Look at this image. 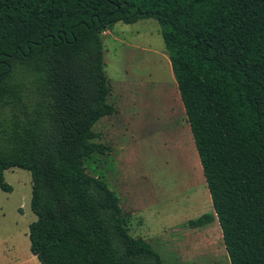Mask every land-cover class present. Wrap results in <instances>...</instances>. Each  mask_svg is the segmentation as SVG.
Segmentation results:
<instances>
[{"label": "trees", "instance_id": "16d2710c", "mask_svg": "<svg viewBox=\"0 0 264 264\" xmlns=\"http://www.w3.org/2000/svg\"><path fill=\"white\" fill-rule=\"evenodd\" d=\"M154 19L231 264H264V0H0V189L32 176L41 264H163L129 234L120 197L88 164L114 115L102 34Z\"/></svg>", "mask_w": 264, "mask_h": 264}, {"label": "rangeland", "instance_id": "374dc122", "mask_svg": "<svg viewBox=\"0 0 264 264\" xmlns=\"http://www.w3.org/2000/svg\"><path fill=\"white\" fill-rule=\"evenodd\" d=\"M102 42L108 102L117 112L94 125L97 142L110 149L88 172L117 193L129 234L146 240L163 264H231L217 220L182 226L214 211L159 23H118ZM5 178L13 191L0 189V264H41L29 240L31 173L13 168Z\"/></svg>", "mask_w": 264, "mask_h": 264}, {"label": "crops", "instance_id": "0c3cea01", "mask_svg": "<svg viewBox=\"0 0 264 264\" xmlns=\"http://www.w3.org/2000/svg\"><path fill=\"white\" fill-rule=\"evenodd\" d=\"M9 171V170H8ZM7 172V171H6ZM6 174V173H5Z\"/></svg>", "mask_w": 264, "mask_h": 264}]
</instances>
